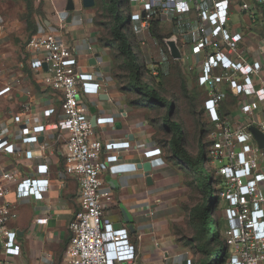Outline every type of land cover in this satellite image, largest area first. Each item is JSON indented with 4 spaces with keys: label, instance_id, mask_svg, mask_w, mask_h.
<instances>
[{
    "label": "built area",
    "instance_id": "obj_1",
    "mask_svg": "<svg viewBox=\"0 0 264 264\" xmlns=\"http://www.w3.org/2000/svg\"><path fill=\"white\" fill-rule=\"evenodd\" d=\"M125 10L130 20L128 34L144 36L153 20L168 21L175 33L186 37L181 43L183 58L194 57L191 67H199L198 84L208 89L205 113L213 125L210 155L217 165V195L224 201L221 223L227 222L226 243L231 254L225 264H264V148L260 147L251 127L264 133L260 102L264 88L257 87L263 65L249 63L241 48L244 35L241 21L232 16L244 13L251 25L264 14V0H128ZM131 36V35H129ZM28 52L36 54L33 68L44 71V84L61 97V117L54 129L67 130L64 142L66 172L79 183L81 204L70 223L72 236L61 264H135L136 247L130 243L126 228H115L104 215L111 189L103 178L106 163L119 161L120 152L130 148L129 141L95 137L84 97L101 90L91 73L83 72L74 47L55 33L30 39ZM47 64V68H44ZM157 74L158 70L154 69ZM244 96L256 95L241 105L246 120L235 127L222 112L225 87ZM14 83L0 86V97L16 91ZM28 92V91H27ZM25 94V89L21 90ZM54 107L45 109L50 117ZM112 115L96 117L97 125H114ZM9 127L0 132V157L32 158L33 151L20 144L38 143L48 124L34 123L29 106L22 104L11 117ZM163 153L161 148L145 151L147 156ZM49 165H38L36 177H18L0 169V264L10 255L20 256L18 232L9 226L18 217L17 202L26 197L44 200L50 187ZM14 184L12 190L11 186ZM14 195V200L9 195ZM45 219H40L44 221ZM188 264L191 260L188 259Z\"/></svg>",
    "mask_w": 264,
    "mask_h": 264
},
{
    "label": "crops",
    "instance_id": "obj_2",
    "mask_svg": "<svg viewBox=\"0 0 264 264\" xmlns=\"http://www.w3.org/2000/svg\"><path fill=\"white\" fill-rule=\"evenodd\" d=\"M36 1V28L31 34L27 21L17 18L28 7L27 0H0V86L14 83L17 87L11 95L0 97V132L9 127L12 115L20 111L23 103L29 106L32 121L48 124V129L40 135L38 143H19L21 149L33 151L32 158L0 157V169L18 177H36L38 165L48 164V175L44 177L50 179V187L44 200L26 197L17 202L18 217L9 226L18 232L22 254L8 256L4 264H61L72 236L70 223L81 204L78 180L66 172L61 152L69 131L54 129V123L61 117L60 94L46 87L45 72L33 68L36 54L27 51L32 37L50 32L71 44L79 54L81 70L101 83L99 93L83 99L94 123L95 137L131 144L120 152L119 161L105 164L103 178L112 193L111 201L105 205V217L115 228L128 230L130 243L136 247L135 264H188L189 255L177 232L188 202L186 171L167 152L165 142L170 135L163 124L171 99L167 96V105L157 104L130 86L124 59L115 43L106 41L109 34L99 23L102 0H94L88 7L84 0H73V10L67 9L69 0ZM81 8L86 13L80 12ZM236 14L244 35L241 48L250 64L259 61L263 65L261 78L256 82L257 87L264 88V14H259L251 25L244 22L246 14ZM19 35L22 40L17 39ZM181 60L183 71L193 73L194 77L187 72L190 87L197 86L199 67L185 65ZM23 89L25 94L21 93ZM225 89L223 109L233 126L240 127L246 120L241 112L242 103L257 96L246 97L227 85ZM207 93L208 89H204L201 99ZM50 107L56 112L48 117L44 111ZM259 111L260 117L264 116V101L260 102ZM99 115H112L116 122L97 125ZM158 147L162 154H145ZM147 162L151 163L150 170L139 167ZM150 178L152 183L148 182ZM10 186L13 190L14 184ZM9 199L14 200L13 193ZM122 206L135 218L133 232L124 222Z\"/></svg>",
    "mask_w": 264,
    "mask_h": 264
},
{
    "label": "trees",
    "instance_id": "obj_3",
    "mask_svg": "<svg viewBox=\"0 0 264 264\" xmlns=\"http://www.w3.org/2000/svg\"><path fill=\"white\" fill-rule=\"evenodd\" d=\"M31 2L32 0H27L28 6L31 4ZM127 8H129L128 0H102L101 17H108L109 14L110 17H108V20H110L111 22L106 29L104 21H102V19H100L99 21V23L104 26L105 30L109 34V37L106 38V41H108L109 43H115L116 50L123 57V67L129 71L130 86L140 91V93L144 97L151 98L155 103L167 105L168 100L166 98L168 95H166L160 89V86H162L163 84V75L162 73H160L159 67H155L157 68L156 70H158V73L155 74L153 73V69H149L148 67H146V65H143L139 61L138 53L133 45V37H137V35L129 36L128 34V30L130 28V20L125 13V10ZM30 21L31 19H28V29L31 31V34H33L35 32L36 25L34 21ZM160 22V20H153L150 28L154 36L163 41V43L165 44L164 36L158 31ZM145 73H149L150 75H152V80L146 79ZM204 89V87L197 84V86L193 87V91L190 92V96H193L197 99L201 107V112L204 116L205 125L208 128L213 129L212 123L206 116L204 106V102L207 98L208 93L204 96V98L201 99V96L204 94ZM202 101L203 105L201 106ZM169 102L171 104L168 108V111L163 117L164 128L170 135L168 141L165 142L167 146V152L170 153L171 156L177 159L180 163H182L184 169L190 168L199 177L198 185L202 193L204 194V197H206L210 189L215 188L216 190L217 188H212L211 182L208 181L209 177L205 173L204 165L207 161H209V156L207 157L205 144L200 137L199 152L196 156L192 155V153L187 148L184 129L181 122L177 118L176 107L173 104L172 100H170ZM224 102L225 99L222 103V112L224 116H226L227 113L223 109ZM210 143L212 144V141ZM219 200L220 196L216 194L215 197L211 198L210 202L207 205H203L202 203L191 209L190 214L195 222H197L196 228L198 236L200 238L207 239L204 243L198 245V249L203 256L200 258L197 264H225L230 256L229 246L226 244V246L222 249L220 244L222 215L220 214V216H217L213 219L217 211V202ZM211 242L219 243V247L215 250L210 249L208 246Z\"/></svg>",
    "mask_w": 264,
    "mask_h": 264
},
{
    "label": "rangeland",
    "instance_id": "obj_4",
    "mask_svg": "<svg viewBox=\"0 0 264 264\" xmlns=\"http://www.w3.org/2000/svg\"><path fill=\"white\" fill-rule=\"evenodd\" d=\"M37 1L32 0L31 4L26 8H23L21 12H19L18 17L20 21H27L28 28L29 23L28 19L34 21V14L37 12ZM15 11H18L17 8H14ZM80 12L86 13V10L79 9ZM25 17V18H24ZM108 17L109 14H108ZM108 17H101L102 21L105 23V27L109 26L111 23L108 20ZM234 24H237L240 20L239 16L235 13L232 17ZM30 21V22H31ZM158 31L164 36V39L170 37L173 34H176L175 28L168 21H161L158 26ZM129 35H133V32L130 31ZM17 39H21V35L17 36ZM24 41V40H23ZM186 37H181L180 42H185ZM165 42V41H164ZM133 45L135 50L138 53L139 61L146 65L149 69H157L155 67H159L160 73H162L163 84L160 86L162 92L169 96V98L173 101V104L177 110V118L181 122L184 135L186 139V144L188 150L192 153L193 156H196L199 152V140L200 137L205 144V149L207 151V157L209 156V161H207L204 165L205 173L207 174L208 181L211 182L212 188L217 185V165L218 162L212 161V157L210 155V151L212 148V132L214 129H210L205 125L204 116L201 112V107L196 98L190 96V92L193 91V88L189 85V79L187 78L189 74L194 77L192 71L185 69L183 71L182 60H175L169 53L167 46L160 39L156 38L151 31V28L147 31V33L143 36L133 37ZM185 65H190L192 63L191 58L183 59ZM188 68V67H187ZM187 72L189 74H187ZM195 72V71H194ZM146 79L152 80V75L149 73H145ZM1 83V81H0ZM206 89V88H205ZM168 102V101H167ZM170 106V102L168 104ZM186 169V184L188 185V189L185 190V197H187L186 209L183 213V217L181 223L179 224L177 232L180 235L182 244L186 249L189 259L191 260V264H197L200 258L203 256L202 253L198 249V245L204 243L207 239L200 238L197 234L196 223L193 217L191 216V209L203 203V205H207L212 197H215L217 194V189H210L207 193L206 197L202 193L198 182L199 177L190 169ZM211 177V178H210ZM211 179V180H210ZM218 207L217 211L213 217L216 218L223 214V210L225 207L224 201L221 202L219 200L217 202ZM227 227V222L225 220L221 223V232H220V244L223 249L226 246V237H225V229ZM210 249L215 250L219 247V243H210L208 246ZM230 254H231V247ZM214 262V260H213Z\"/></svg>",
    "mask_w": 264,
    "mask_h": 264
},
{
    "label": "water",
    "instance_id": "obj_5",
    "mask_svg": "<svg viewBox=\"0 0 264 264\" xmlns=\"http://www.w3.org/2000/svg\"><path fill=\"white\" fill-rule=\"evenodd\" d=\"M83 2H84V5L86 7L94 4V0H84ZM74 8H75V5H73V0H69V4H68L67 9L73 10ZM164 41H165V44H166L172 58L181 60L183 58V51H182V47L180 44L179 36L177 34H173L170 37L165 38ZM44 68H47V64H44ZM92 124L94 125L93 122H92ZM116 125L120 126L119 123H116ZM251 131L253 132L255 138L257 139L260 147L264 148V133L262 131H260L255 126L251 127ZM139 167L148 171L151 169V163L150 162L141 163L139 165ZM148 182L152 183V179L150 178L148 180ZM121 208H122V213L124 216V222L129 225L130 231H132V232L135 231V228H134L135 218L133 217V215L128 211V209L125 206H122Z\"/></svg>",
    "mask_w": 264,
    "mask_h": 264
}]
</instances>
